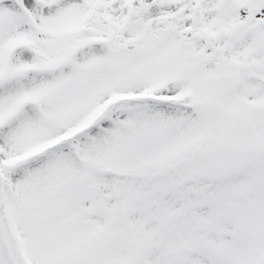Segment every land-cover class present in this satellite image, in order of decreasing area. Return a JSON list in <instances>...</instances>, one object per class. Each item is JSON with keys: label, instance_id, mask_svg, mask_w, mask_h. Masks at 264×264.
Returning <instances> with one entry per match:
<instances>
[{"label": "snow or ice", "instance_id": "6c2138e0", "mask_svg": "<svg viewBox=\"0 0 264 264\" xmlns=\"http://www.w3.org/2000/svg\"><path fill=\"white\" fill-rule=\"evenodd\" d=\"M0 264H264V0H0Z\"/></svg>", "mask_w": 264, "mask_h": 264}]
</instances>
